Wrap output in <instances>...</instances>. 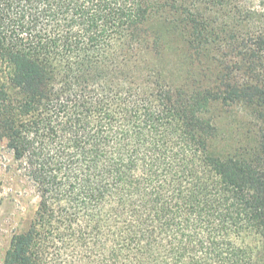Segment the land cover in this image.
Masks as SVG:
<instances>
[{"label": "trees", "instance_id": "obj_1", "mask_svg": "<svg viewBox=\"0 0 264 264\" xmlns=\"http://www.w3.org/2000/svg\"><path fill=\"white\" fill-rule=\"evenodd\" d=\"M3 141L39 198L4 264H264V8L0 0Z\"/></svg>", "mask_w": 264, "mask_h": 264}, {"label": "rangeland", "instance_id": "obj_2", "mask_svg": "<svg viewBox=\"0 0 264 264\" xmlns=\"http://www.w3.org/2000/svg\"><path fill=\"white\" fill-rule=\"evenodd\" d=\"M249 2L264 8V0ZM170 53L175 61L174 54ZM220 120L221 138L212 143L211 152L222 157L229 150L228 143H235L243 135L241 129L245 122L256 119L249 110L234 108L224 111ZM15 168L7 142H0V264H4L13 236L28 230L39 203L32 184L20 172H15Z\"/></svg>", "mask_w": 264, "mask_h": 264}]
</instances>
